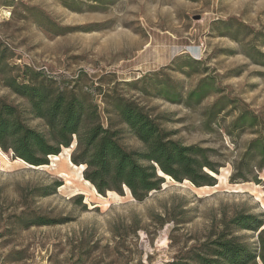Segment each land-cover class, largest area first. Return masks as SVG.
<instances>
[{
  "label": "rangeland",
  "instance_id": "obj_1",
  "mask_svg": "<svg viewBox=\"0 0 264 264\" xmlns=\"http://www.w3.org/2000/svg\"><path fill=\"white\" fill-rule=\"evenodd\" d=\"M24 66L66 83L86 74L80 83L89 87L102 76H145L118 88L173 139L214 148L222 166L216 186L166 176L160 191L138 201L128 189L100 194L72 164L73 146L41 166L0 147V264H172L222 218H264V170L259 184L231 181L232 160L255 137L231 121L244 109L264 119V0H0V98L26 106L6 85ZM168 77L184 100L210 91L198 103L172 102L158 92ZM217 101L226 109L211 119ZM30 123L43 129L41 120ZM123 143L142 147L129 132ZM40 216L60 223L37 225ZM240 234L258 248L257 232Z\"/></svg>",
  "mask_w": 264,
  "mask_h": 264
},
{
  "label": "trees",
  "instance_id": "obj_2",
  "mask_svg": "<svg viewBox=\"0 0 264 264\" xmlns=\"http://www.w3.org/2000/svg\"><path fill=\"white\" fill-rule=\"evenodd\" d=\"M21 72L8 78L6 85L26 106L0 98V147L4 151L13 152L30 165L41 166L60 155L63 148L73 146L72 163L84 167L85 180L100 194H123L128 189L138 201L160 191L166 176L179 182L190 180L198 187L218 184L222 164L214 161V148L173 139L172 132L145 104L118 88L120 84L137 87L145 76L131 81H106L110 76H102L97 85L89 87L80 83L86 74L66 83L30 66H24ZM170 82L169 77L158 80V92L172 102L190 105L195 98L198 103L210 91L200 86L184 100L178 88H170ZM141 91L148 92L145 84ZM225 109L219 101L214 103L209 112L211 119ZM35 119L42 121L43 129L31 125ZM231 125L240 131L249 129L255 135L246 151L232 160L231 181L259 184L264 170V119L244 109ZM125 132L142 147L128 148L123 143ZM35 223L55 225L60 221L40 216ZM245 230L257 232L258 248L245 241L240 234ZM84 258L80 250L76 263ZM172 264H264V218L242 212L222 218L200 246H193L188 255Z\"/></svg>",
  "mask_w": 264,
  "mask_h": 264
},
{
  "label": "bare ground",
  "instance_id": "obj_3",
  "mask_svg": "<svg viewBox=\"0 0 264 264\" xmlns=\"http://www.w3.org/2000/svg\"><path fill=\"white\" fill-rule=\"evenodd\" d=\"M4 10H5V11H4L5 13L9 14V11H8V10H6V9H4ZM68 149H69V148H68ZM72 164H73V163H72ZM87 182H88V181H87Z\"/></svg>",
  "mask_w": 264,
  "mask_h": 264
},
{
  "label": "crops",
  "instance_id": "obj_4",
  "mask_svg": "<svg viewBox=\"0 0 264 264\" xmlns=\"http://www.w3.org/2000/svg\"><path fill=\"white\" fill-rule=\"evenodd\" d=\"M8 1V0H7Z\"/></svg>",
  "mask_w": 264,
  "mask_h": 264
}]
</instances>
